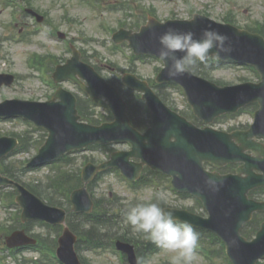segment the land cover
<instances>
[{"label":"water","instance_id":"water-1","mask_svg":"<svg viewBox=\"0 0 264 264\" xmlns=\"http://www.w3.org/2000/svg\"><path fill=\"white\" fill-rule=\"evenodd\" d=\"M197 24L201 29L195 22L166 25L153 22L143 28L140 35L129 40L137 53L158 55L160 45L157 38L160 34L173 28L182 32L192 31L199 37L201 30L210 24L203 19H199ZM210 26L229 38L231 52L219 57L255 65L263 74V82L260 85L246 84L219 89L192 75L186 74L176 79H169L168 65L159 81L163 83L174 81L182 84L187 90L196 114L207 123H211L217 116L236 112L241 107L258 101L262 109L257 114L253 130L247 133L228 135L210 130L199 131L168 111L144 85H141V89L146 92L145 97L154 111V128L145 136H140L130 129L125 108L116 94L110 95L105 92L103 94L112 102L117 122L101 129L85 127L84 131H80L72 100L64 101L66 110L63 113L50 111L21 115L41 123L51 133V138L43 149L41 162L59 158L67 152L93 143L130 142L134 146L133 152L114 156V162L107 167L117 166L132 179L137 178L143 165H149L172 175L176 188L197 195L210 213V219L203 220L187 213L174 212L175 219L216 232L226 242L229 255L235 264H256L259 259H264V224L257 238L251 243L241 238L239 232L242 226L251 220L254 212L264 211V203L258 204L247 198L250 190L264 187V147L256 145L252 140L254 137H264V41L246 32L222 26ZM151 43H155L158 48L152 47ZM92 78L96 79L94 75ZM89 91L94 97L99 95V93L94 94L92 89ZM171 125L175 127L171 129ZM172 139H175V142H172ZM235 141L238 144H235ZM7 142L9 141L5 139L0 140V159L14 148L13 145L7 146ZM249 150L255 154V158L245 155ZM132 157L141 159L142 164L139 166L130 164L129 159ZM206 161L218 167L237 162H244L245 165L239 169V176H219L208 174L203 170L202 163ZM101 169L88 167L85 170L84 181L88 183ZM242 174L246 177H242ZM210 179L215 183L208 184L207 181ZM5 183L12 184L0 178V185ZM20 191L22 197L19 198V202L25 208V220L44 219L52 223H63L64 217L56 219L53 215L54 211L46 208L21 188ZM73 200L76 211L90 210L91 206L85 191L76 193ZM73 242L74 238L68 233L61 240L60 255L67 264H77L72 252ZM120 248L128 251L133 258L130 248L126 246Z\"/></svg>","mask_w":264,"mask_h":264},{"label":"rangeland","instance_id":"rangeland-1","mask_svg":"<svg viewBox=\"0 0 264 264\" xmlns=\"http://www.w3.org/2000/svg\"><path fill=\"white\" fill-rule=\"evenodd\" d=\"M15 1L17 2V0ZM124 1L133 10L128 9L123 14L122 12L111 11L107 7L115 4L114 0H100L99 5L102 8L100 12L91 9L83 0V3L81 0H32L34 8L40 10L42 14H46L48 17V23L46 18L45 24L41 26L29 19L24 13L17 11L13 7H5L4 2H0V73H11L17 77V83L13 89H0V102H2L3 97L45 101L53 93L51 88L44 86L41 82L38 72L28 66V59L34 55L46 56L52 54L66 60L70 58L71 54L66 51L64 43L52 35L51 37L45 34L43 30H48L52 34L58 31L65 33L67 38L72 40L77 48L87 53L88 63L93 67L99 68L100 73L106 79L111 78L119 82L124 73L133 70L134 72L132 73L142 79L153 81L158 75L161 63L157 59L131 62L129 58L132 52L127 45L122 46L118 52L112 54L110 49L115 45L111 40V32L104 28V21H106V26L113 32L122 28L120 27L121 25L126 29L135 30L142 25L139 23L144 22L138 18L144 16V10L155 7L156 17L161 21L167 19H190L193 14H205L219 22H222L225 17L231 16L242 27L254 25L257 22H264V0ZM20 4L23 5L22 3ZM245 11L248 12L247 15L244 13ZM14 13L19 14L17 20H15ZM125 14H128L129 17H126ZM20 31L22 32L21 34ZM14 38H20L21 40L14 42ZM47 76L51 79V72ZM212 80L219 81L224 85H236L246 81L255 82L257 81V76L253 71L246 68L227 65L215 71ZM61 86L72 92H79L74 86L69 84ZM163 91L168 95L171 104L178 111L187 110V101L180 89L168 87ZM254 111L253 108L249 107L233 117H223L213 127L219 130L231 128L247 129L253 123ZM26 131L32 133L31 128L19 120L0 122V134ZM116 148L118 150H128L125 146ZM107 154L103 150L74 154L70 156L71 160L62 161V165L50 164L33 169L25 174L23 179L26 182L42 186L46 190L62 171L81 170L90 159L94 158L101 162L106 160ZM35 155L36 152L32 149L27 153L23 152L13 156L10 161L15 164L19 162L27 164ZM156 184H159L156 189L152 185L133 189L128 183L121 180L117 174L109 173L97 183L95 194L98 197H106L112 193L114 201L125 204V201L136 203L141 199L152 200L155 197V193H157V195L162 194L167 199V206L188 208L195 205V202L191 199L183 200L175 196L169 187L170 182L168 183L166 180L156 181ZM6 193L8 195L10 191H4L5 195ZM4 197L6 198L7 196ZM63 202L65 203L64 199ZM20 215V209L16 205L12 209L5 210L0 201V225L5 224L6 226L19 228L21 224ZM76 223L79 225V230H83V221L76 220ZM30 232L41 235L44 238L48 237L51 240L57 239L59 233L37 223L30 227ZM2 236L0 232V254L4 258L5 264H34L31 260L39 257L37 253L32 251H24L18 254L17 258L11 257L9 251H4L6 248L4 246V237ZM84 247L85 244L80 246L79 254L88 264H123L119 255L110 248L94 252ZM212 249L218 250L219 248L218 246H213ZM170 255L172 254L163 250L157 255L146 257L145 264H170ZM197 255L198 264H226L223 254L220 256L215 253L213 255L215 258L214 263L205 259L199 253ZM261 264H264V261Z\"/></svg>","mask_w":264,"mask_h":264},{"label":"clouds","instance_id":"clouds-1","mask_svg":"<svg viewBox=\"0 0 264 264\" xmlns=\"http://www.w3.org/2000/svg\"><path fill=\"white\" fill-rule=\"evenodd\" d=\"M158 56L161 67L168 65L169 79L191 75L210 57H219L231 52L229 38L211 27L201 30L199 37L192 31L167 29L158 36ZM214 184V180H208ZM167 199L158 194L154 200L125 201L124 223L134 235L143 234L158 248L171 253L170 264H198L197 246L199 233L187 222H177L175 214L163 207Z\"/></svg>","mask_w":264,"mask_h":264},{"label":"trees","instance_id":"trees-1","mask_svg":"<svg viewBox=\"0 0 264 264\" xmlns=\"http://www.w3.org/2000/svg\"><path fill=\"white\" fill-rule=\"evenodd\" d=\"M8 172V170H6Z\"/></svg>","mask_w":264,"mask_h":264}]
</instances>
